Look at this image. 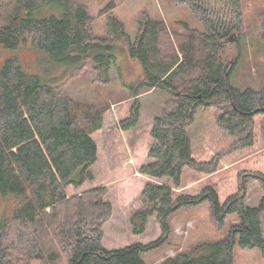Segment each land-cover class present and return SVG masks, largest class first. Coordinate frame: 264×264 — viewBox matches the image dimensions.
Here are the masks:
<instances>
[{
	"label": "trees",
	"instance_id": "1",
	"mask_svg": "<svg viewBox=\"0 0 264 264\" xmlns=\"http://www.w3.org/2000/svg\"><path fill=\"white\" fill-rule=\"evenodd\" d=\"M190 8L204 31L187 27L172 40L161 19L144 15L135 38L107 4V34H94L87 6L74 0H16L0 25V45L16 49L31 39L73 73L89 69L93 81L107 84L117 53L141 64L137 83L126 84L135 97L130 116L120 123L129 130L140 119L143 89L167 94L154 118L149 161L139 171L164 183L148 182L141 192L142 209L133 215L135 231L157 215L159 238L122 248L104 246V225L113 214L100 185L69 195L95 175L98 144L92 134L104 125L108 106L78 101L59 84L46 83L15 59L0 65V196L13 204L0 219V264H148L144 254L168 242L170 219L185 207L209 202L214 221L223 227L236 213L228 234L191 252L168 257L162 264H237L235 247L259 248L264 256V193L258 205L246 204L248 184L257 179L264 190V172L242 169L237 186L226 192L216 178L185 188L202 175L216 173L222 160L254 146L256 118L264 116V88L234 84V65L224 59L228 38L240 29L242 0H174ZM59 3L61 16L46 6ZM47 11V12H46ZM213 111L216 127L230 136L227 146L208 159L206 148ZM219 181V179H218Z\"/></svg>",
	"mask_w": 264,
	"mask_h": 264
},
{
	"label": "rangeland",
	"instance_id": "2",
	"mask_svg": "<svg viewBox=\"0 0 264 264\" xmlns=\"http://www.w3.org/2000/svg\"><path fill=\"white\" fill-rule=\"evenodd\" d=\"M87 6L91 14L94 34H107V15L102 10L113 2L115 14L125 23L127 32L135 38L140 29V19L148 15L163 20L168 26L172 40L186 36L188 30L204 31L202 23L189 7L179 5L174 0H74ZM16 0H0V25L14 8ZM49 15H63L64 8L55 2L46 6ZM243 20L240 29L228 38L224 47V59L234 65L233 81L241 88H264V0H242ZM47 12V11H46ZM15 59L28 71L38 74L46 83L59 84L63 92L78 101L92 102L108 106L104 114V125L92 134L98 144V161L91 167L95 175L82 187H69V195L95 186H106V199L113 205V214L104 225L103 244L109 249L122 248L135 242L148 243L162 234L157 215L148 217L143 232H136L133 215L142 209L141 192L148 182L164 183L166 180L152 179L139 171L142 164L149 161L148 153L152 144L151 130L154 118L161 114L167 94L159 89H143L137 96L140 101V119L129 130L120 123L130 116L135 97L126 84L137 83L142 75L141 64L125 52H118L114 67L110 71V82L101 84L92 80L89 69L73 73L66 64L56 61L50 53L37 49L31 39L16 49L0 45V65L8 59ZM210 126L206 133V148L199 155L208 159L219 149L227 146L231 138L215 125L213 111L209 110ZM242 169L264 172V116L256 118L255 144L242 152L234 153L222 160L221 168L211 175H202L191 181L185 188L216 178L222 190L233 191L237 186V172ZM219 179V181H218ZM225 190V191H226ZM226 191V192H228ZM264 190L254 179L248 184L246 204L258 205ZM13 204L12 198L0 196V219L7 214ZM239 220L236 213L230 214L221 228L214 221L209 202L197 206L181 208L170 219L171 234L164 245L145 253L148 264H162L171 256L191 252L205 242L224 238L231 226ZM237 264H264V256L259 248L235 247ZM34 264H41L35 260ZM65 264V262L60 263Z\"/></svg>",
	"mask_w": 264,
	"mask_h": 264
}]
</instances>
